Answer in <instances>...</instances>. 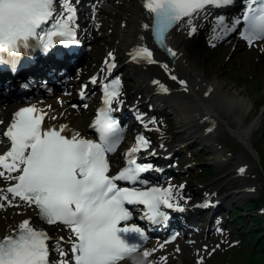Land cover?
I'll return each mask as SVG.
<instances>
[{
	"label": "snow or ice",
	"instance_id": "snow-or-ice-1",
	"mask_svg": "<svg viewBox=\"0 0 264 264\" xmlns=\"http://www.w3.org/2000/svg\"><path fill=\"white\" fill-rule=\"evenodd\" d=\"M246 3L241 36L251 43L264 39V0H246ZM231 4L233 0H144L143 7L152 14V30L163 46L165 32L174 24L185 19L190 22L207 6ZM66 12L62 22L57 20L50 25L54 0H0V56L7 53L15 58L21 50H28L33 41L43 50L57 42L75 43V30L70 27L74 10L66 5ZM240 23L241 18L226 23L224 16L216 21L225 35L235 31ZM143 27L149 29L150 25L146 23ZM195 31V27H190L188 34L191 36ZM216 38L214 35L213 39ZM166 51L176 56L170 47ZM130 55L133 60L157 62L146 46H138ZM113 66L109 65V70ZM162 67L168 68L166 64ZM171 79L175 81L177 77L172 75ZM92 83H96L95 78ZM153 83L168 91L159 81ZM179 84L187 91L185 81L180 80ZM118 94V79L104 86L105 107L99 110L93 123L99 142L82 138L78 132L69 138L64 134L66 125L58 129L45 126L44 114L35 106L16 111L3 132L10 147L0 154V182L11 183L0 187V208L5 202L14 207L34 206L41 220L66 225L74 236L71 252L75 264H117L138 251L148 237L142 227L130 222L132 214L126 205H143L145 218L153 224L168 219L165 209L183 210L176 202L178 197L172 185L135 186L146 185L141 174L152 167L137 164L131 158L149 145L143 136L136 138V144L127 153L130 157L127 166L115 176L108 175L106 153L114 150L119 134L110 106L114 100L122 102ZM117 181H128L133 186L120 187ZM48 239L47 233L29 219L22 220L13 232L0 237V264H48ZM59 251L62 257L67 255L63 249ZM149 255L148 250L143 252L144 257ZM60 264L69 261L61 260Z\"/></svg>",
	"mask_w": 264,
	"mask_h": 264
},
{
	"label": "bare ground",
	"instance_id": "bare-ground-1",
	"mask_svg": "<svg viewBox=\"0 0 264 264\" xmlns=\"http://www.w3.org/2000/svg\"><path fill=\"white\" fill-rule=\"evenodd\" d=\"M143 2L144 0H125L124 3H114V6L120 10V14L112 13V15L117 18L116 22L111 25L115 28V31L118 34L117 38L116 40L106 39L110 45L109 51L106 57L100 59L98 67L96 66V68H93L91 63L85 65V67L93 68L96 84L101 87V89L98 90V93H95L96 95H89L90 100L92 102H102V99H104V86L110 84L113 80H119V89L126 84L127 80L125 78L121 79L116 76V66L111 67V70H109V65H115L116 59L122 58L123 67L129 69V79L136 78L139 83L138 88L133 89L129 95L133 94L138 97V99H142L128 103L123 99V96L118 94V99L122 102L117 103L114 100L110 106L111 108H122V106L138 108L142 104L158 103V106L161 105L171 109L168 111L166 118L171 120L173 117L171 114H174L178 125L176 135L181 137L184 142H195L199 140L204 143V145L216 148L217 141L222 139V135L219 134V129L221 128L222 123L227 124L222 119L223 115H233L234 119L238 121L240 114L247 110L248 103L246 98L242 95V90L238 88L237 82L226 80V78H232L233 71L231 69L211 70V68H207L201 71L197 69V65L201 64L204 66V61H202L201 58H198L195 61V64L191 62V57L194 55V48L192 45L186 46L184 43L185 40L182 38V33L186 32L187 26H189V28L195 27L196 32L199 28V33L203 31L202 28L205 30V28L209 26V29H211L212 25L210 21L212 18H210V13L201 16H193L190 22L185 19L183 22L175 25V28L179 26L177 31H168L165 40L176 52L175 57L172 56L171 58H168L163 50L155 45L151 37L150 28L145 29L143 27L146 23L149 25L151 24L152 15L143 7ZM93 5L94 8L89 9L90 11H93V20L96 21V18L101 20L99 29L103 30L108 26L107 22L104 20L107 10L97 4ZM89 10L87 11L90 12ZM74 26L77 30H82L83 35L86 34L87 36L88 34L95 33L92 28V21L86 23H78L75 21ZM85 30H87L88 33ZM235 34L236 33L233 34L234 36H232V39L239 41V35ZM98 37L100 40L103 39V33L99 34ZM193 39L194 38L191 40ZM100 40L95 42L96 49L100 45ZM211 40L214 41L212 37ZM138 46L148 47L153 52V58L157 62L149 64L146 61L133 60L130 54ZM82 51H84V49ZM109 53H112V57H109ZM82 57H84V55H80L78 58ZM72 63L73 59L70 58L63 60L58 64L49 59H41L36 60L33 65H30L26 70H23L21 73L19 72L17 75L7 74L0 71V104L5 102L12 104L9 111V120L13 111L22 105H20L19 102L22 100H28L30 94H36L34 99H30L26 101V103L30 104V106H35L42 111L44 114L43 124L45 126H53L58 129L60 125H66L67 130L65 134L69 137L78 132L82 138H92L93 128L91 126V119L92 114L94 115L95 112L91 110V107H88L87 109L77 105H71V108L68 107L71 104L72 97H74L72 96L73 94L70 84L78 82L82 70H79L73 76L69 75L67 78H64V72ZM165 64L168 66L167 70L162 67V65ZM76 67L77 64L74 68ZM211 72H213V77H209ZM172 75H175L177 80H172ZM180 80L186 82L187 91H185L184 87L179 84ZM153 81H159L160 84L168 89V91H162L157 84L153 83ZM39 84H41L42 87L46 86L47 90H40V88L35 90L34 87H37ZM61 87L64 89L63 93H58L53 99L46 97L48 92H56V89ZM206 92L208 95H205ZM2 93L8 94L2 95ZM81 94L84 93L82 91L77 92V96ZM7 96H9V98L8 100H5L4 98ZM85 96L88 95L86 94ZM89 113L90 115H88ZM156 114L158 113L154 110L151 118H154ZM134 115H136V113H134ZM148 122L150 121H147V123ZM8 124L9 121L6 123L4 129H0V142L4 145L0 154L10 147V141L3 136V132L6 130ZM227 126L229 127L231 134L245 147V149L255 156L256 152L249 140V134L255 126V121L252 120L247 124H240L238 121L236 126H233L232 124H227ZM135 127L136 123L133 122L131 128L134 129ZM157 132L156 136L159 137L158 134L161 132ZM169 140L166 137L160 138L159 140H148L149 145L146 148L149 152L145 153L141 148L139 152L135 153L133 155L135 157L138 153H141L138 159L135 160L136 163L140 165H148V162L155 159L153 157L159 153L160 155L162 154L160 151L167 153V155H161L159 165L163 166L171 163L169 158L171 149L169 147L164 149L161 146L162 143ZM135 144L136 138L131 139L127 150H130ZM216 154H218L217 150ZM250 165L251 162L246 160L243 155L239 154L236 156V160L233 164L234 171L235 174H238V179L241 178L242 182L240 183L241 186L231 190L230 194L238 197L241 194L248 195L256 191L257 186L255 183L245 182L242 179L245 177V170ZM157 166L158 165L154 166L153 169L151 167L148 170V173H151L152 171V174L154 175L151 183H156L158 187L165 188L172 185L178 197L176 202L183 210L169 209L167 212L168 219L160 224L152 223L151 227L143 220L142 222L146 225L147 237L150 238L151 236L150 246L148 248L141 247L136 253L125 257V259L119 261L118 264H143V261H145L143 252L145 250L150 252L149 256H153L155 251H159L161 257H165L166 259L164 260H168L171 263L177 250L172 249L170 245H172L177 238L176 234L171 232L168 233L167 231L175 226V223L182 221L186 223L185 234L189 236L187 241L189 243L192 242V244L195 243L196 239L193 236L195 230L192 228L191 223L196 219V211H199L205 206L211 207L212 205H216L218 199L213 192H218L234 184L232 179L226 180L221 182L217 187H211L204 191L202 193L203 198L189 200L186 197V194L191 193L192 191L187 188L185 184H182L184 186L182 189L179 184H160L162 176L161 172L157 169ZM241 168L244 169L243 172L240 171ZM225 173L226 172L216 177L211 185L214 186L217 181H221L222 176ZM7 183L11 182H0V187L6 186ZM194 190L197 191L199 189L195 188ZM37 213L38 209L34 206L29 207L25 204H20L19 207H14L9 206L7 202H5L4 207L0 208V237L13 232L22 220L29 219L34 226H38L45 231L49 237L47 241L50 252L48 264H60L61 260H67L69 261V264H75L71 252V241L74 239L71 230L68 227L65 229L54 230V226L41 220ZM134 214L135 217L139 219V216L136 215L137 213ZM134 214H132V217H134ZM136 221L137 220H134L133 218V222ZM173 236H175V239H172ZM166 239H168V241H165ZM169 241L170 243H168ZM160 245H163V247L161 248ZM59 249H63L67 255L62 257ZM153 249H155V251H152ZM181 252L182 251H179L178 253ZM157 262H159V260H156L154 263L156 264Z\"/></svg>",
	"mask_w": 264,
	"mask_h": 264
},
{
	"label": "rangeland",
	"instance_id": "rangeland-1",
	"mask_svg": "<svg viewBox=\"0 0 264 264\" xmlns=\"http://www.w3.org/2000/svg\"><path fill=\"white\" fill-rule=\"evenodd\" d=\"M82 1H84L82 2L83 4L77 8L83 12L80 13L79 22L86 23L92 21V28L95 33L88 34L87 36L86 34L84 35L87 39L84 57L79 60L77 67L73 71L72 69L69 71V75L73 76L82 69L78 82L70 84L72 96L74 97H72L71 104L68 107L71 108V105H77L85 109L91 107L93 111L98 102H92L90 96H93L96 92L98 93L100 89V85L92 83L95 76L93 68L98 67L100 59L106 57L108 54L110 45L106 39L116 40L117 38L118 34L115 28L111 26L116 22L117 18L112 13L120 14V10L114 6V3H124L125 0ZM93 4L102 6L107 10L104 20L108 26L103 30L99 29L101 20L96 18V21H94L93 11L89 10L90 8H94ZM214 16L215 14H210V18ZM210 22H213V18ZM178 27L172 28L171 31H177ZM202 29L201 33H199L198 28V31H195L190 36L188 34L190 28L187 26L186 32L182 33L186 46L192 45L194 48L191 62L195 64V61L201 58L204 61V66L201 64L197 65V69L201 71L207 68H211V70L231 69L233 71L232 78H226V80L237 82L238 88L242 90V95L247 100V110L240 114L238 121L240 124H247L252 120L255 121V126L249 134V140L256 155L254 156L250 151L245 149L229 131L227 124H232L233 126L238 124L233 115H223L222 119L227 124L222 123L219 129L222 139L217 141L216 148H211L199 140L184 142L181 137L177 136L178 125L174 114L170 113L173 116L171 120L166 118L168 111L171 109L161 105L158 106V103L155 104V102L139 106L136 109L138 121L135 122L133 120L136 123V127L134 129L131 127L125 129L122 134L124 146L120 147L119 150L124 149L129 144L131 137H135V134L143 136L146 140H159L163 137L168 138V140L171 139L161 144L164 149L168 147L171 149L169 155L171 163L163 166L159 165L161 155H167V153L162 151H160L161 155L159 153L153 157L155 158L154 160L149 162L152 167L158 165L157 169L161 172L162 176L160 184H185L192 191L186 194V197L189 200H198L199 198H203L202 193L208 188L217 187L221 182L229 179L234 181V184L228 188L213 192L218 199L216 205H212L211 207L205 206L196 211V219L191 223L192 228L195 230L193 234L196 239L195 243H189L187 241L189 236L187 234H177V230L174 228L173 231L177 239L170 246L172 249L177 250V253L174 255L173 261L170 263L168 260H161V253L155 251L153 256L144 257L145 261H143V264H155L156 260H159L156 264H246L247 261L245 262L244 258V255H247L246 250L255 248L253 234H258L260 229L264 228V222L261 223L260 219L256 218V221H253L254 215H259L261 206L264 205V160L263 156H260L264 152V40L255 44H247L242 39L241 41L230 40L221 44H215V40H211L212 35L210 34L211 29H209V26L205 30L204 28ZM85 31L87 32V30ZM101 33H103L104 38L100 40L98 35ZM192 38L194 39L191 40ZM97 40H100L99 49H96L95 45ZM87 63H91L93 68L85 67ZM114 67L117 69L116 76L127 80L126 84L119 89V94L123 96V99L128 103L141 100L142 98L138 99L133 94L129 95L133 89L138 88L139 83L136 78L129 79V69L123 67L122 58L116 59ZM67 74H65L64 78L69 76ZM213 76V72H211L209 77ZM39 85L34 87V89L47 90L46 86L42 87L41 84ZM63 91L62 87L58 88L56 92H48L46 97L53 99L58 93L61 94ZM78 91H82L84 94L77 96ZM86 94L88 96H85ZM28 97V100H32L36 97V94H30ZM28 100H22L21 102ZM10 107H12V104L9 102L0 104V129H4L6 126ZM154 110L158 114L154 118H151ZM131 121L124 120L123 124L129 126ZM147 121L150 122L147 123ZM157 131L161 132L158 134L159 137L156 136ZM3 148L4 145L0 142V151ZM216 150L218 154H216ZM142 151L145 153L149 152L147 148H142ZM140 154L138 153V155ZM239 154L251 162V165L245 170V177L242 179L245 182L255 183L257 187L255 192L248 195L241 194L237 197L230 194V191L240 187V183L242 182L241 178L238 179V174H235L233 166L236 156ZM114 157L120 165L122 160L121 155L115 153ZM224 172L226 173L222 176L221 181H217L212 186L211 183L216 177ZM195 188L199 190L196 191L194 190ZM258 197L260 204L258 207H255L252 200H257ZM222 218L226 220L224 221ZM52 225L54 226V230L67 228L62 223ZM150 242L151 238H148L142 247L148 248ZM179 251L182 252L178 253Z\"/></svg>",
	"mask_w": 264,
	"mask_h": 264
},
{
	"label": "trees",
	"instance_id": "trees-1",
	"mask_svg": "<svg viewBox=\"0 0 264 264\" xmlns=\"http://www.w3.org/2000/svg\"><path fill=\"white\" fill-rule=\"evenodd\" d=\"M263 156L264 160V152L260 155ZM253 204L255 207H258L260 204L259 197L256 199H253ZM231 217V216H230ZM232 217H234L232 215ZM254 222L257 219L261 220V223L264 222V205L261 206V211L259 215H254ZM224 220V218H223ZM259 231V230H258ZM253 243L255 244V248H249L247 249V255H244L246 264H264V228L260 229V232L258 234H253Z\"/></svg>",
	"mask_w": 264,
	"mask_h": 264
}]
</instances>
